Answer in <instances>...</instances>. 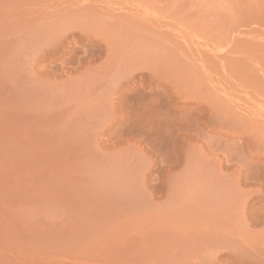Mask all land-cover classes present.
Listing matches in <instances>:
<instances>
[{
  "label": "rangeland",
  "instance_id": "1",
  "mask_svg": "<svg viewBox=\"0 0 264 264\" xmlns=\"http://www.w3.org/2000/svg\"><path fill=\"white\" fill-rule=\"evenodd\" d=\"M0 264H264V0H0Z\"/></svg>",
  "mask_w": 264,
  "mask_h": 264
}]
</instances>
